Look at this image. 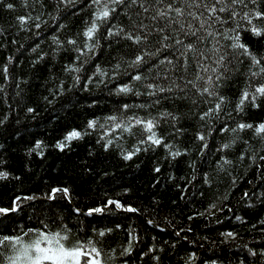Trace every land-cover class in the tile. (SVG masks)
<instances>
[{"label":"trees","instance_id":"1","mask_svg":"<svg viewBox=\"0 0 264 264\" xmlns=\"http://www.w3.org/2000/svg\"><path fill=\"white\" fill-rule=\"evenodd\" d=\"M0 264H264V0H0Z\"/></svg>","mask_w":264,"mask_h":264},{"label":"water","instance_id":"2","mask_svg":"<svg viewBox=\"0 0 264 264\" xmlns=\"http://www.w3.org/2000/svg\"><path fill=\"white\" fill-rule=\"evenodd\" d=\"M55 192V190L53 191V193Z\"/></svg>","mask_w":264,"mask_h":264}]
</instances>
